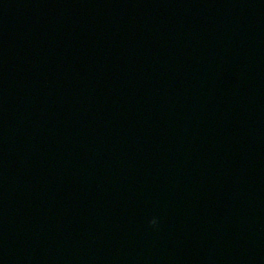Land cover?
I'll return each instance as SVG.
<instances>
[{"label": "water", "instance_id": "water-1", "mask_svg": "<svg viewBox=\"0 0 264 264\" xmlns=\"http://www.w3.org/2000/svg\"><path fill=\"white\" fill-rule=\"evenodd\" d=\"M0 264H264V0H0Z\"/></svg>", "mask_w": 264, "mask_h": 264}, {"label": "clouds", "instance_id": "clouds-1", "mask_svg": "<svg viewBox=\"0 0 264 264\" xmlns=\"http://www.w3.org/2000/svg\"><path fill=\"white\" fill-rule=\"evenodd\" d=\"M149 223H150V226H155L157 221L155 219H153Z\"/></svg>", "mask_w": 264, "mask_h": 264}]
</instances>
